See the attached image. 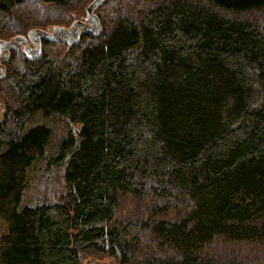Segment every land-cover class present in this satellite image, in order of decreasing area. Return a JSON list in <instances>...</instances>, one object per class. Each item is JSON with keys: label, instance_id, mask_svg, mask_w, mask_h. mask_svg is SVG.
Segmentation results:
<instances>
[{"label": "trees", "instance_id": "trees-1", "mask_svg": "<svg viewBox=\"0 0 264 264\" xmlns=\"http://www.w3.org/2000/svg\"><path fill=\"white\" fill-rule=\"evenodd\" d=\"M139 3L2 63L0 264H264V0Z\"/></svg>", "mask_w": 264, "mask_h": 264}, {"label": "rangeland", "instance_id": "rangeland-1", "mask_svg": "<svg viewBox=\"0 0 264 264\" xmlns=\"http://www.w3.org/2000/svg\"><path fill=\"white\" fill-rule=\"evenodd\" d=\"M147 1L148 0H143V1L140 0L139 4H142V6H145L146 5L145 2H147ZM75 4L76 3H74V5ZM46 5L50 6L49 8L52 9V11L49 10L50 12H48V13H50V15H47L45 13V11H46L45 8L49 9ZM122 5H124V4H122ZM77 6L78 5L76 4L75 7L79 8ZM85 6H86V4L83 6V10H81L79 13L76 12L77 13L76 14V13H73V12H67V11H64V10H60L58 8H54L55 6L45 4V3H43L40 0H37V1L25 0L22 3L18 4V5H14L10 9V13L13 14V17L15 18L16 21L13 24H11L10 26H8L6 29L3 27V25H5L6 22L2 21V19L0 17V24L3 27L2 32L0 31L1 32L0 33V37L2 39L8 40L11 37L15 36L17 33H19L20 31L21 32L22 31H27L28 29L34 28V27L42 28V29L50 28L53 25H59V26L68 27L70 25V23L74 19H81V20L84 19V17H85V15H84ZM137 6H138V4H137ZM134 7H135V5L130 3V5H129L130 9L126 8V11L127 12L130 11ZM111 14H112V12H111ZM29 15H31V17H29ZM261 15H264V11H261V13H259L257 15H256V13H254V16L258 17V18L261 17ZM74 17H77V18H74ZM34 18H36L35 22H33V23H31L32 21L28 22L29 20H32ZM37 21H40V22H37ZM12 25H15V27L20 29V31L19 30L16 31V30L12 29L11 28ZM30 61H34V60H30ZM0 87H1V85H0ZM55 131H57V134L60 136V131L61 130H59V128H58V129H55ZM51 192H53V193L55 192V194H56V191L54 189H52ZM55 194H53V195H55ZM53 195H51V196H53ZM2 230H4V225L3 224L0 225V234L2 233ZM106 262H114L115 263L113 258L112 259L111 258L110 259L103 258V259H98L97 261H91V259H86V260H84L82 262V264H96V263H106Z\"/></svg>", "mask_w": 264, "mask_h": 264}, {"label": "water", "instance_id": "water-1", "mask_svg": "<svg viewBox=\"0 0 264 264\" xmlns=\"http://www.w3.org/2000/svg\"><path fill=\"white\" fill-rule=\"evenodd\" d=\"M105 1L106 0H93L91 5L87 9L84 20L74 22L70 26L69 30H65L63 28H54L53 34H47L43 31L31 30L28 32V37L30 39H34V38L38 39V36H40L48 40H56L61 37L64 41H69L71 45H74L78 43L79 41L78 27H81L87 33L99 35L101 33V28H100L97 17L93 14V10L95 9V7L100 6ZM24 42L26 43V45ZM22 46H23L22 51L23 53L25 52L27 54L28 60H37L41 57L40 44L37 43V47L35 50H29V48L27 47L26 38H24L23 36L18 35V36L11 38L9 41L0 42V50L2 48H7V47L19 49ZM3 76H4V70L1 69L0 77H3Z\"/></svg>", "mask_w": 264, "mask_h": 264}, {"label": "bare ground", "instance_id": "bare-ground-1", "mask_svg": "<svg viewBox=\"0 0 264 264\" xmlns=\"http://www.w3.org/2000/svg\"><path fill=\"white\" fill-rule=\"evenodd\" d=\"M91 3H92V2H90V3L88 4V6H87V8H86V12H87V9L89 8V6L91 5ZM96 8H97V7H95V9L93 10V14H94V15H95V10H96ZM86 12H85V13H86ZM85 16H86V15H85ZM95 16H96V15H95ZM84 18H85V17H84ZM76 21H81V19H75V20H73V22L69 25V27H57V26H54V27H51L49 30H43V29H30L29 31H31V30H36V31H43V32H45V33H47V34H53V33H54V31H53L54 28H63V29H65V30H69L70 26H71L74 22H76ZM29 31H28V32H29ZM78 31H79V41H78V43H76V44H74V45H71V43H70L69 41H64L61 37L58 38V39H56V40H48V39H44V38H42V37H40V36H38V39H36V38H34V39H30V38L28 37V32H27L26 36H24V35H22V36H23L24 38H26V41H27V47L29 48V50H35L36 47H37V43L40 44V48H41V47H42V40H45V41H48V42H58V41H61L62 43L66 44L68 48H72V47L77 46V45L79 44L82 35L97 36V35H94V34H90V33L85 32L81 27H78ZM16 36H18V35H16ZM14 37H15V36H14ZM12 38H13V37H12ZM73 38H74V36H73ZM9 40H10V39H9ZM9 40H8V41H9ZM0 42H1V41H0ZM29 43H32V45H33L34 47L31 48L30 45H29ZM2 46H4V45H2ZM11 50H16V49L11 48V47H7V48H2V49L0 50V68L4 69L2 63H3L4 61H6V60L9 58V56H10V51H11ZM4 52H6V53L4 54ZM23 54L25 55L26 59L28 60V58H27V54H26L25 52H24ZM0 78H2V77H0ZM2 111H3V113H2V116H1V118H0V122L3 120V117H4V108H3V107H2Z\"/></svg>", "mask_w": 264, "mask_h": 264}, {"label": "flooded vegetation", "instance_id": "flooded-vegetation-1", "mask_svg": "<svg viewBox=\"0 0 264 264\" xmlns=\"http://www.w3.org/2000/svg\"><path fill=\"white\" fill-rule=\"evenodd\" d=\"M84 20V19H83ZM17 35H19V34H17ZM20 36H22L21 34H20ZM24 36H26V35H24ZM0 40L1 41H8V40H6V39H2V38H0ZM25 43V42H24ZM25 45H26V43H25ZM29 45H30V47L31 48H33L34 46L32 45V43H29ZM22 48H23V46L22 47H20L19 49H16V50H19L21 53H23V51H22ZM6 52H4V54H5ZM2 68H0V70H1Z\"/></svg>", "mask_w": 264, "mask_h": 264}]
</instances>
